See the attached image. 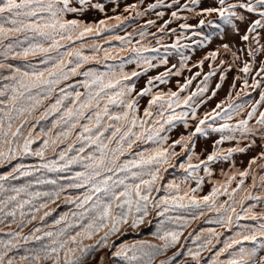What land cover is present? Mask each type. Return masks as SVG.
Returning a JSON list of instances; mask_svg holds the SVG:
<instances>
[{
    "label": "snow or ice",
    "instance_id": "snow-or-ice-1",
    "mask_svg": "<svg viewBox=\"0 0 264 264\" xmlns=\"http://www.w3.org/2000/svg\"><path fill=\"white\" fill-rule=\"evenodd\" d=\"M122 2L0 0V168L10 166L0 174V264H264V207L256 211L264 206V175L258 174L264 170V0H212L215 6H202L203 0H155L143 8L144 0L121 7ZM131 12L135 15H124ZM149 12L156 19L127 34H138L142 47L104 35ZM97 14L99 19H88ZM173 23L178 27H170ZM241 25H246L243 35ZM150 27L156 33H149ZM167 33L177 36L176 43L163 44ZM149 35L164 55L147 44ZM228 36L239 37L243 47L229 43ZM180 39H191L196 48L220 41L192 65L202 70L211 61L209 71L188 95L181 93L202 71L177 82L178 91H154L187 67L190 56L182 49L192 46ZM112 40L128 44L135 55L121 58L119 65L106 64L125 51L101 46ZM169 48L180 55L179 65L149 76L136 91L133 78L141 72L124 71L125 63L147 73L169 64ZM233 69V89L243 80L245 93L259 91L251 110L231 102L225 109L221 101L198 115L197 108L216 95ZM216 76L219 82L205 96ZM197 96L204 98L196 103ZM144 97L149 99L141 114ZM181 106L189 110L177 112ZM178 123L185 131L171 140ZM199 141L205 146L197 151ZM147 142L154 147L136 150ZM225 142L234 145L222 147ZM255 148L259 152L247 166L237 167L234 157ZM30 157L38 162L25 164ZM181 157H186L178 164L183 177L161 183ZM216 165L223 180L213 179ZM22 178L31 179L12 183ZM205 183L211 191L199 195ZM60 203L71 207L53 217ZM150 217H162L153 233L158 243H115L129 231L151 226ZM189 217L238 230L223 240L217 228L184 236ZM225 254L228 258L221 259Z\"/></svg>",
    "mask_w": 264,
    "mask_h": 264
},
{
    "label": "rangeland",
    "instance_id": "rangeland-1",
    "mask_svg": "<svg viewBox=\"0 0 264 264\" xmlns=\"http://www.w3.org/2000/svg\"><path fill=\"white\" fill-rule=\"evenodd\" d=\"M139 0H123L121 7H123L124 3H138ZM155 0H144V3L142 5V8L145 7L147 4L149 3H154ZM202 6H215L212 2V0H203ZM167 11V10H165ZM113 13L109 12V15H112ZM125 16H134L135 13L131 12V13H124ZM99 19L100 16L99 14L96 15V17H91L89 16L88 19L92 20V19ZM156 19L155 14L152 12H149L146 16H143L141 18L138 19H131V20H126L120 27L113 29L110 33H104V35H119L121 37H124L125 40L131 39V42L133 45H135L137 48L142 47L145 44V41H140V36L136 33L133 34L132 37H128V33H133L134 29H139L142 25H145L146 21L148 19ZM168 16H165V19H167ZM215 18V17H214ZM254 18V17H253ZM190 23H195V21H189ZM163 23L162 20H157V24H161ZM170 27L172 28H177V24L173 23L172 25H170ZM246 30V25H241L240 26V34L243 35L244 31ZM147 31L149 33H156V28L155 27H150L147 29ZM205 32L209 31V29L205 28L204 29ZM179 32V29H178ZM158 36L160 34H157ZM189 36H191V33L188 34ZM147 44L151 47H156L160 49L159 54L160 55H164L165 54V50L163 47H161L160 45H158L156 43V38H154L153 36L149 35L147 37ZM137 41H140L139 44H137ZM177 41V36L176 35H172L171 33H167L163 35V44L165 45H172L173 43H176ZM227 41L229 43H232L233 41L235 42V45L237 48L243 47V44L240 42L239 37H232V36H228L227 37ZM180 44L182 45H191L192 47L189 49H182V51L184 52L185 55L190 56V59L187 61V67L183 70L181 76H173L169 83L167 85H159L158 88L154 89V91L157 90H163V91H168L169 89H171L172 91H178L176 84L177 82H179L180 84H183L185 82V78L191 77L193 76L197 71H202V75L197 77L195 80L192 81V84L188 86V88L181 93V96H185L188 95L191 92H195L197 90V85L201 83V81L203 80V73H207L209 71L208 68V64L211 63V61H206L205 64L203 65L202 70L200 68H196V67H192V65L194 63H196L199 59H201L208 51L213 50L216 45L218 43H220L219 40H214L211 44H209L207 47L205 48H196L195 45L192 44V40L191 39H180L179 41ZM261 43H264V40L261 41ZM101 46L104 48H116V49H121L124 48L125 51L119 53V57L115 60H108L105 63L106 64H111V65H119L121 63V58L123 60H128L129 58H131L132 56H134L135 54L132 53L131 51H129V45L126 43H122L119 40H112L108 43H104L101 42ZM192 48L195 49V52L193 54ZM235 50V49H234ZM171 54L168 55V60H169V64L167 66H160L158 68H153V69H149V71L147 73L143 72V67H137V65L135 63H125L124 65V71L126 72H131L133 70L141 72V75L139 76V78H133L134 83L136 84V91H139L140 89H142L147 82V79L149 76H155L158 75L160 72H163L166 70V67H171L172 64H176L179 65L180 62V55L176 52L175 49L169 48L168 50ZM140 55L142 56H147V57H151L154 55H157V53L154 52H141ZM246 58V57H245ZM259 61V58H258ZM33 62H38V61H33ZM14 63H18V62H14ZM89 67H96L98 68L100 71H106L107 69L105 68L104 65H89ZM257 67H258V63H257ZM237 75V72L235 69H233L232 71H230L227 75V79L223 82L221 88L217 91L216 95L210 99L207 100L206 103H203L200 105V107L197 108V113L200 116H203L205 111H211L212 109L215 108L217 103H220L221 101H224V105L223 107L226 109L227 108V104L229 102L231 103H239V104H244L246 105L245 108V112L246 111H250L251 110V103H254L255 100L259 99V91H254L251 88L246 90L245 93V89L243 87V80H239L236 82V87L233 89L231 87L232 82H233V78ZM241 76H243V73H240ZM79 79H83L82 77H80ZM219 82V77H213L210 81V90L208 93L205 94V96L207 95H211V90L215 88V84ZM249 84H251V79H249ZM82 90V89H81ZM229 91L232 92V99L231 101H229L227 99ZM241 93V95L239 97L236 96V93ZM204 97H200L197 96L196 97V103H199V101L201 99H203ZM149 99V97H144L140 103H141V114H142V110L143 107L147 105V100ZM189 109H187L184 106H181L180 108H176L177 112H181V111H188ZM260 110L264 111V108H261ZM235 122V120L233 121ZM255 121H252V123H254ZM189 123H192L191 121H189ZM184 128L182 126V124H177L175 130L170 133L171 136V140H174L176 138H178V135L182 132H184ZM218 138V134L214 135L212 137V139H217ZM171 140L169 141V143L171 142ZM210 143L211 141L208 142L209 145V151L211 150L210 148ZM257 143H259V141H257ZM234 142H225L224 145H222V147H229V146H233ZM205 146V143L203 141H199L198 142V147H197V151H199L202 147ZM154 147V145L151 142H147L144 143L142 145H140L139 149L136 150H144V149H148V148H152ZM177 152L180 151L179 146H177V148L175 149ZM259 152L258 148L252 149L250 150L247 154L245 155H237L234 157L235 161H236V165L237 167L240 168H244L247 166V162L248 160L256 155ZM184 160H186V157H181L179 161H177V167L176 168H171L168 170V172H166L164 174V180L161 182L163 184H167L169 181L173 180V179H178L183 177L184 173L182 170L179 169L178 164L179 162H183ZM25 164H35L38 161L35 158H27L23 161ZM216 171L215 174L213 176V179H218V180H223L224 177H221L219 175V166L216 165L214 166ZM225 168L227 169V165H225ZM10 170V166L9 167H5V168H0V174H3L4 172H7ZM258 174L260 175H264V170H258ZM38 175V174H37ZM31 179V178H29ZM247 184H251V177H249L246 180ZM194 186V184H193ZM234 186V185H233ZM211 184L205 183L202 191L199 193V195H205L208 192L211 191ZM258 191V189H257ZM154 195H164L163 192L157 194L154 193ZM221 200L226 199V197H220ZM59 203V202H58ZM71 207V205H65L60 203L59 207L57 208V211L55 213H53V217L58 216L59 213L64 212V211H68V209ZM264 207L262 205H258L256 211H260L261 208ZM171 215H175L176 213H169ZM185 215H187V213H184ZM207 217L209 218H214L216 216L215 212H206ZM49 222H51V217L47 218ZM149 219L153 220V223L151 226L149 227H141L138 231H129L127 232L124 236L120 237L119 240H115L116 244H120V243H128V244H132L135 243L137 241H149L151 243H158V241L154 238L153 233L156 231L155 228V224L157 222H159L160 219H162V217H150ZM189 226L184 230V236H187L189 232H199L201 229H207V228H217L218 231L223 233V236L221 237V240L227 238L228 236H231L233 234L234 231H237L238 229L236 228V226L234 225L232 230L229 231L225 228H219L218 225L216 224H209L205 221L204 217H199L198 219H192L191 217H189ZM37 224V226H39V222H34ZM240 223H248L251 224L253 223L252 221H240ZM31 227V226H29ZM28 229H25V232H27ZM115 239V238H114ZM182 242H183V237H182ZM188 243H191V241L189 240ZM221 245H218L217 247H221ZM246 246L251 247V244H247ZM19 254H23L22 250ZM169 255H171V251L168 253ZM261 254H264V252H262ZM207 256V254H205ZM162 258V257H161ZM227 254H225V256L221 257V259H227Z\"/></svg>",
    "mask_w": 264,
    "mask_h": 264
},
{
    "label": "trees",
    "instance_id": "trees-1",
    "mask_svg": "<svg viewBox=\"0 0 264 264\" xmlns=\"http://www.w3.org/2000/svg\"><path fill=\"white\" fill-rule=\"evenodd\" d=\"M148 39V38H147ZM29 178H22L21 180L19 181H12V183H15V184H20V183H25Z\"/></svg>",
    "mask_w": 264,
    "mask_h": 264
}]
</instances>
